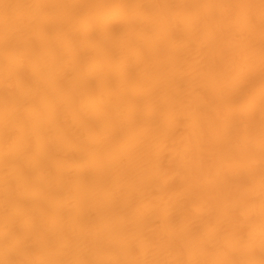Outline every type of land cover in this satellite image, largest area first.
<instances>
[{
    "label": "bare ground",
    "instance_id": "bare-ground-1",
    "mask_svg": "<svg viewBox=\"0 0 264 264\" xmlns=\"http://www.w3.org/2000/svg\"><path fill=\"white\" fill-rule=\"evenodd\" d=\"M0 264H264V0H0Z\"/></svg>",
    "mask_w": 264,
    "mask_h": 264
}]
</instances>
